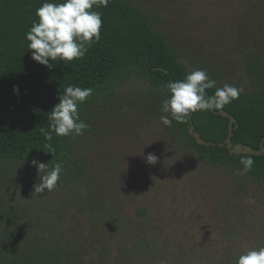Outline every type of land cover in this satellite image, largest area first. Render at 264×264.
Instances as JSON below:
<instances>
[{
    "label": "rangeland",
    "instance_id": "rangeland-1",
    "mask_svg": "<svg viewBox=\"0 0 264 264\" xmlns=\"http://www.w3.org/2000/svg\"><path fill=\"white\" fill-rule=\"evenodd\" d=\"M183 64L249 90L264 59L262 0H131ZM161 97L130 72L80 110L57 186L33 160H0V257L13 264H233L264 246V185L199 158L160 121ZM245 151V148L235 147ZM157 156L155 164L146 162ZM48 164V163H47ZM42 175V173H41Z\"/></svg>",
    "mask_w": 264,
    "mask_h": 264
},
{
    "label": "trees",
    "instance_id": "trees-1",
    "mask_svg": "<svg viewBox=\"0 0 264 264\" xmlns=\"http://www.w3.org/2000/svg\"><path fill=\"white\" fill-rule=\"evenodd\" d=\"M41 3L0 0V160L42 155L51 167L57 162L64 165L71 135L53 134L48 141L41 129H48L49 114L65 87L92 89V95L79 104L80 112L97 94L111 95L130 72L143 74L163 100L168 96L166 83L183 79L190 71L131 0H109L107 7L94 8L101 13L100 40L83 58L58 60L49 69L31 58L33 50L27 49L25 39ZM246 70L254 85L249 90L242 88L239 99L222 110L194 112L185 123L173 120L172 128L199 158L264 185L263 57L256 56L246 63ZM207 92L211 95L214 89ZM246 157L254 163L251 171L242 172L241 161ZM0 264L13 263L0 257Z\"/></svg>",
    "mask_w": 264,
    "mask_h": 264
},
{
    "label": "clouds",
    "instance_id": "clouds-1",
    "mask_svg": "<svg viewBox=\"0 0 264 264\" xmlns=\"http://www.w3.org/2000/svg\"><path fill=\"white\" fill-rule=\"evenodd\" d=\"M109 0H42L35 10L36 19L25 33L27 49L33 50L31 58L51 69L53 62L81 59L93 43L101 38V13L94 8L107 7ZM168 96L161 101L160 121L171 126L173 120L185 123L197 111L222 110L225 105L239 99L243 89L231 84L218 87L206 70L195 69L185 74L183 79L170 80L165 85ZM214 89L209 95L207 90ZM18 92V87L13 86ZM92 95L91 88L68 85L59 95L49 114L48 129H41L46 140L53 134L60 137L82 135L89 125L81 120L78 106ZM146 162L155 164L157 156L148 154ZM37 168L38 182L34 184L35 193L52 191L61 178L62 162L53 166L33 160ZM242 172L251 171L254 161L251 157L242 159ZM42 173V175H41ZM233 264H264V246L242 250L234 256Z\"/></svg>",
    "mask_w": 264,
    "mask_h": 264
}]
</instances>
